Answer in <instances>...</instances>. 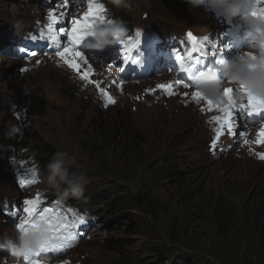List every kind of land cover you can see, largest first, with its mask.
<instances>
[{
    "label": "rangeland",
    "instance_id": "rangeland-1",
    "mask_svg": "<svg viewBox=\"0 0 264 264\" xmlns=\"http://www.w3.org/2000/svg\"><path fill=\"white\" fill-rule=\"evenodd\" d=\"M12 1L22 3V0ZM25 1L38 3L40 0ZM43 1L45 0H41ZM67 1L73 3L71 11L74 14H84L88 9L87 0ZM130 3L132 7L129 10L114 6L110 0L108 8L112 14H121L124 19L133 20L132 22L174 20L181 21L184 25H197L202 32L212 28L210 18L203 11L189 6L174 13L176 8H172L174 12L169 11L162 0H130ZM4 4L0 0V16L7 14L12 21L16 20L15 9L5 8ZM142 11L148 13L145 19L140 18ZM146 12L143 13L147 16ZM124 27L128 28L129 24ZM140 27L145 30L144 26ZM144 37L146 35L142 34L141 39ZM10 59L4 52L0 54V97L4 99V94L10 90L17 94L19 104L27 109V122L23 128L29 136L27 149L30 153L32 150L36 151L31 145L35 138L37 141L49 142L58 151H66L74 156V163L70 164L69 158L65 157V164L78 169L89 180L82 196L61 198L60 194L47 187L44 181L47 173L42 172V183L31 184L27 192L18 197V206L22 210L26 200H35L34 193L42 194L46 202L54 199L62 201L61 198L66 203H77L81 199L79 204L96 214L92 225L100 229L96 237L99 243L89 240L87 247L76 248L73 254L66 255L63 260L53 259L42 264H138L139 261L144 264L182 263L175 262L171 256L168 259L170 253L155 258L157 254L153 249L165 244L167 249L181 248L182 252L190 256L189 262L197 257L200 262L232 264L238 258V264H264L256 253L246 254L253 243L252 237L246 235L243 240L238 241L236 239L239 237L230 231L225 240H213L215 226L208 222L203 224L198 219L200 215L194 211L195 208L207 211L215 203L252 208L251 195L256 187L264 185V160L256 154L259 152L257 148L262 151L264 147L249 145L246 149L238 147L233 151L225 150L215 157L208 156L207 144L214 132V126L206 122L210 118L209 110L214 116L221 113L216 110L214 103V107L208 109L206 100L210 99L204 96L205 99L193 100L192 93L196 90L175 85L168 75L123 83L114 76V73L118 75L116 73L119 70L114 72L113 67L118 68L120 63L116 55L108 59L114 63L113 66L106 64L108 61L103 64L93 63L91 57L86 63L78 60L80 69L83 70L79 69V74L57 56L36 59L19 66ZM89 69L91 72L88 80L81 79ZM165 84L173 85L174 94L170 95L157 87ZM102 92L112 96L115 103H106ZM220 102L226 104V101ZM121 104L128 109L133 130L140 137V156H131L121 150V139L117 140L120 135H115L116 141L113 144H106L102 137L96 135L105 126L99 124L108 119L97 113H101V110H113ZM108 116L109 119L114 117L111 112ZM5 118V113L0 111V128L6 125ZM3 119L6 121L3 122ZM186 131L188 136L182 137ZM173 135H177L178 141L183 144L170 145ZM228 143L222 142L218 147H226ZM163 156L178 163L182 176L179 183L156 177ZM42 159L48 162L44 157ZM111 161L115 163L119 174H124V178L120 180H124L127 187L126 194L118 197L122 202L117 209H123V212L117 214L120 215L118 221L126 223L128 231L119 233L122 236L119 241H115L117 245L103 242L109 235L118 236L112 227L105 226V206L109 202L117 205L113 199L114 193H108V188H102L103 176H90L97 170H115L107 164ZM110 181L122 184L117 179ZM4 187L6 194L14 193L16 198V193L9 184ZM98 207L100 208L97 209ZM2 220L0 218V237L10 234L1 226ZM117 225L116 227L120 226ZM240 226L244 230L246 225ZM92 231L93 235L97 233L96 229ZM171 233L176 242L170 245L168 237ZM143 243L150 248L145 249ZM76 244L65 242V247L70 249ZM4 253L0 252V264H13V258L4 256ZM137 256L138 260L132 261Z\"/></svg>",
    "mask_w": 264,
    "mask_h": 264
},
{
    "label": "trees",
    "instance_id": "trees-1",
    "mask_svg": "<svg viewBox=\"0 0 264 264\" xmlns=\"http://www.w3.org/2000/svg\"><path fill=\"white\" fill-rule=\"evenodd\" d=\"M4 1V0H2ZM178 0H162V3H165L166 6L169 8V11H172L171 9H175L177 11H181V8H184V5L177 2ZM5 6H7L8 0H5ZM107 4V3H106ZM6 8V7H5ZM176 11V12H177ZM162 28V27H160ZM155 30L159 29V26L154 28ZM15 96L17 94L15 93ZM21 102V101H20ZM16 105H19L17 102ZM0 111L2 114L5 113V116L7 119L6 125L4 127L0 128V183L6 184L9 182H14L15 179L21 174H24L27 179H36L38 180L41 176L42 172L47 173V164L51 160L52 156L58 152L57 149L54 148L53 145L49 142H45L42 140L37 141L35 138L33 142L30 144L34 146L36 151L32 150V153H30L27 149V142H28V134L27 132H24L23 135L8 138L6 136V132L8 131L9 127L12 125H17L20 127L18 120L13 117L11 114L13 112V108L10 107L9 109L3 108L0 106ZM109 112H111L114 117L109 119ZM98 115H102L105 118L108 117L107 122H102L100 125H105L103 130H100L96 135L99 137H102L103 140L106 141V144H113L116 141V136L120 135L121 144L120 146L121 150H125V152H128L131 156H140L141 153V145L139 143V135L137 132H135L134 125L130 120V115L128 114V109L123 107V104H121L119 107H115L113 110L107 109V110H101V113H97ZM127 120V121H126ZM6 121L3 119V122ZM5 124V123H4ZM21 128V127H20ZM22 129V128H21ZM188 132L186 131L185 134L182 135V137L188 136ZM178 136L173 135L172 140L169 143L173 146H178L183 144V142L178 141ZM5 143V145H4ZM29 152V153H28ZM41 159H40V157ZM120 157L122 155H119ZM17 158V161L14 159ZM44 157L48 162H44ZM109 166H113L115 170H111L109 172L104 171H95L93 172V175L90 176H103L108 178L103 179V185L102 188H108L107 192L109 193L112 191L114 193L113 199L114 202L117 204L115 206L114 203L109 202L107 206H105L106 214V220H105V226H109V228H113V231H115L118 236L114 237L112 235H109L104 238L103 242L110 245H117L115 241H119L120 235L119 233H124L126 230V223L119 222L117 212H123V209L118 210V205L121 204V199L118 197L125 195L127 191V187L124 184V180H120L124 178V174L120 175L119 170L116 169V165L113 161H111ZM114 164V165H113ZM160 166H159V173H157V178H166L168 180H176L179 183V180L182 179L180 169L178 167V163L174 162L172 159H167L165 156L162 157L160 160ZM101 165L104 167L103 163ZM18 168H17V167ZM66 166L69 168V171L72 173L80 174L78 169L72 167L71 165ZM22 172V173H20ZM110 179H117L118 182H122V184L118 185L115 184L114 181H110ZM107 180V181H106ZM106 181V182H105ZM105 182V183H104ZM257 189L254 190L252 197L253 201V207L252 208H243V206H233L231 203H221L211 206L207 211L202 210L201 208L194 209L195 213L199 214L198 219L202 221L204 224L205 222H208L209 224H213L215 227L214 231V239L225 240L228 233L230 231H233L231 233L236 234L239 238L236 240L241 241L243 240L246 235L253 238V243L250 245V248L247 249L246 254H251L252 252L256 253L258 256V259L264 261V185L261 187H256ZM251 197L249 200H251ZM108 202V201H107ZM106 203V202H105ZM124 204V203H123ZM149 205V203H148ZM202 207V206H201ZM100 208V207H99ZM201 212V213H200ZM244 212V213H243ZM244 214V216L242 215ZM116 215V218L114 217ZM207 223V224H208ZM104 224V223H103ZM117 224H120L119 227ZM239 225H246L245 229L243 230V227ZM173 234H170L169 243L170 245L175 243L176 240H173ZM228 238V237H227ZM95 242L99 243L100 241L94 240ZM145 249H149L150 246H146L144 243ZM238 245V244H235ZM165 245H158L156 249H153L155 254H157L156 257L162 256V254L166 255L170 253L168 259L171 256V259L175 262L181 261L182 263L178 264H212L206 261L200 262L199 258H194L192 262H189L188 259L190 256L182 252L181 248H169ZM188 256V258H187ZM133 260H138V256L135 257ZM162 262V261H160ZM239 259L236 258L234 261H232V264H238ZM138 264H144V262H138Z\"/></svg>",
    "mask_w": 264,
    "mask_h": 264
},
{
    "label": "clouds",
    "instance_id": "clouds-1",
    "mask_svg": "<svg viewBox=\"0 0 264 264\" xmlns=\"http://www.w3.org/2000/svg\"><path fill=\"white\" fill-rule=\"evenodd\" d=\"M111 2L118 8L130 10L132 7L130 0H111ZM185 2L192 9L207 5L213 11L219 9L230 17L243 18L248 30L249 49L258 50L260 44L264 43V20L248 14L253 7V0H185ZM85 38L90 41L85 44L89 50L98 51L105 46L119 44V41L126 38L124 22L115 17L97 22L88 30ZM253 63L244 54L226 59L219 66L223 80L218 78L216 72H205L195 78L192 87L213 102H220L223 99V89L229 82L236 88L243 84L254 95L264 97V71H261L258 66L254 70H250L249 65ZM21 135H23V131L17 125L10 126L6 132L8 138ZM65 157L69 158L70 164L74 163L75 157L70 153L56 152L46 166L47 175L44 177V181L51 191L61 196H82L89 180L83 174L70 172L65 164ZM34 223L35 228H28L23 232L17 231L15 235L0 237V252H6L12 257L13 264H21L25 256L34 254L47 239L46 224L40 220H36Z\"/></svg>",
    "mask_w": 264,
    "mask_h": 264
},
{
    "label": "snow or ice",
    "instance_id": "snow-or-ice-1",
    "mask_svg": "<svg viewBox=\"0 0 264 264\" xmlns=\"http://www.w3.org/2000/svg\"><path fill=\"white\" fill-rule=\"evenodd\" d=\"M264 2V0H253V7L251 11L248 13L254 18L264 20V7H260L259 5ZM64 8L68 7L67 0L62 5ZM104 9L100 4H94L93 0H89L88 10L79 18L71 20V28L64 29L60 28L59 32L54 29V25L58 23L59 17L55 15L54 12H49L48 24L46 26L48 35L45 37L41 36V38H45L49 40L52 44L56 46V56L59 57L64 64L76 71L79 74L80 65L78 60H82L83 57L81 55V51L75 50L78 45L81 44L82 40L88 34V30L92 28L97 22H103L104 17L102 13ZM67 13L61 12L60 16H64ZM66 37L67 44L63 46V50H60L61 44L60 41ZM35 39V37H33ZM188 39L195 43L196 38L192 33H188ZM260 52L261 55L258 58L251 53H245L244 55L248 57L249 60L254 63L249 65L250 70H254L257 66L261 71H264V43L260 44ZM31 55H35V53H31ZM177 60H180L181 57L177 56ZM217 63H221V61H217ZM182 71L188 74L189 79H195L192 76L193 68H186ZM91 70L85 72L80 78L83 80H88ZM202 74V73H201ZM200 74V75H201ZM180 80H176L175 84H180ZM158 88L164 90L168 94H174L172 89L173 85L165 84L158 85ZM185 88L189 87V84L184 85ZM233 88L225 87L223 89V100L226 101V104H222L221 102H217L215 104V108L217 111L223 113L222 116H214L212 117L213 121L220 124L221 128L226 127L229 133H232L234 130L233 124V112H239L241 114H258L264 111V97L254 95L248 88H246L243 84L240 85L239 91L241 95L247 97V103H241L235 100L233 96ZM102 95L106 98V103H115V100L112 96H110L107 92H102ZM193 100L205 99L204 95L200 93L198 90L192 93ZM208 105V109H212L214 107L213 101L206 100ZM219 129L217 130V138L220 135ZM258 139L256 143H264V129H261L259 133H257ZM216 140L214 139L212 142V147H215ZM247 143V141H245ZM261 159H264V155H260ZM21 184L25 182L23 180L20 181ZM39 203V195L35 200H26L24 204L26 207L23 209L26 214L23 221L17 226L19 231H26L28 228H35V221L37 220V216H39L40 220L47 225L48 229V237L47 239L40 245L39 249L32 254L31 256H25V264H42L41 259L39 257L42 254L53 253L62 251L65 247V242L71 243L76 239L75 235H69L68 232L70 230V226L66 223H60L53 226V222L51 218L44 219L43 212L37 213L36 207ZM85 219L83 217H79L75 222V226L83 225L85 223Z\"/></svg>",
    "mask_w": 264,
    "mask_h": 264
}]
</instances>
